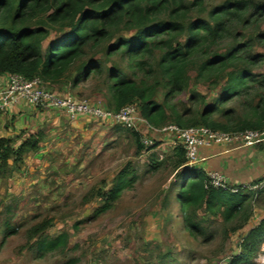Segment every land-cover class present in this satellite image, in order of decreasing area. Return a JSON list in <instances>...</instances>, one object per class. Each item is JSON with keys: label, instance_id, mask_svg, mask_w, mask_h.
I'll return each mask as SVG.
<instances>
[{"label": "trees", "instance_id": "1", "mask_svg": "<svg viewBox=\"0 0 264 264\" xmlns=\"http://www.w3.org/2000/svg\"><path fill=\"white\" fill-rule=\"evenodd\" d=\"M263 26L264 0H0V76L18 73L51 87L68 82L71 89L96 78L108 95L102 107L116 112L135 104L156 129L173 123L219 132L263 130ZM191 80L217 88L211 104L204 106L198 89L189 91ZM187 91L184 103L179 97ZM127 130L143 148L140 134ZM42 138V132L33 133L15 147L11 137H1L0 177L19 168L27 153L38 152ZM172 161L176 167L185 163L180 146ZM206 179L202 167H184L178 174L176 201L193 238L207 239L199 210L235 222L233 230L252 210L254 191L206 187ZM135 181L127 163L107 191H97L103 204L95 214L108 211ZM4 224L10 232L9 222ZM50 224L45 219L28 232L41 257L68 245L67 232L46 233ZM263 239L264 219L249 230L229 264H249Z\"/></svg>", "mask_w": 264, "mask_h": 264}, {"label": "rangeland", "instance_id": "2", "mask_svg": "<svg viewBox=\"0 0 264 264\" xmlns=\"http://www.w3.org/2000/svg\"><path fill=\"white\" fill-rule=\"evenodd\" d=\"M97 83L96 78H91L76 89H71L68 82L55 88L46 87L105 104L108 95ZM192 89L205 96L204 106L216 98L217 88L209 89L191 80L189 91ZM189 91L179 97L182 102L187 103ZM160 98L159 95L157 100ZM231 106L237 108V104ZM3 117L2 128L11 133L9 137L16 147L29 132L19 127L18 120ZM138 117L134 131L141 138H151L154 142L151 148L138 149L129 130L93 116L78 117L74 126L50 124L41 129V152L27 153L19 168H12L5 177H0V264H229L240 253L242 239L264 219V187L251 190L255 194L252 210L243 226L233 230L235 222L226 224L219 215L210 216L202 209L197 214L207 239L193 238L185 229L176 201L178 174L184 164L179 167L173 164L171 144L149 136L146 130H154L139 114ZM215 146L223 145L200 149ZM217 158L201 157L197 164L207 171L218 172L230 184L253 181L254 170L264 167L260 159L259 164H252L251 171L245 168V176L231 175L227 168L226 172L215 170ZM127 163L136 175L133 187L124 190L108 211L96 215L103 204L97 191H107ZM45 219L51 221L46 230L50 237L67 232L69 240L63 251L41 257L32 248L35 238L28 240V232ZM5 221L9 222L10 232ZM249 264H264V239Z\"/></svg>", "mask_w": 264, "mask_h": 264}, {"label": "built area", "instance_id": "3", "mask_svg": "<svg viewBox=\"0 0 264 264\" xmlns=\"http://www.w3.org/2000/svg\"><path fill=\"white\" fill-rule=\"evenodd\" d=\"M20 101L38 109L63 111L70 120H75L81 116H93L96 119L112 121L124 129L131 130L135 129L136 122L139 121L135 104L124 105L118 111L113 112L102 107L99 103L78 99L68 91L62 94L52 91L39 78L28 79L18 73H8L6 83L0 84V112L7 111L12 105ZM156 130L167 138L173 149L180 146L184 150V167L186 168L202 167L197 164L201 158L200 148L202 147L226 146L235 143L250 147L264 139V129L219 132L211 131L203 126L182 128L173 123H168ZM140 140L145 148H151L154 145L149 137H143ZM206 174V187L212 186L229 191H236L241 188L255 190L258 187H264V177L252 183L230 184L218 172L206 171Z\"/></svg>", "mask_w": 264, "mask_h": 264}, {"label": "crops", "instance_id": "4", "mask_svg": "<svg viewBox=\"0 0 264 264\" xmlns=\"http://www.w3.org/2000/svg\"><path fill=\"white\" fill-rule=\"evenodd\" d=\"M6 83V75L0 76V84L4 85ZM60 85V84H58ZM57 85H54L55 88ZM55 90V89H54ZM3 115L9 116L10 120H18L19 127L21 126L24 128V132H29L28 135L33 134L34 132H42L41 129L46 128L50 124L52 127H60L62 124L70 123L72 126H74L79 118H85L86 116L79 117L75 120L68 119L67 115L60 110H52L49 109H38L33 107L32 105L20 101L14 105H12L7 111L2 112L0 114V138L1 137H9L11 136V133L9 131H6L3 127ZM151 130H146L147 133L150 135H154L157 138L164 140L168 142L167 138H165L164 135L161 133H156L155 128L150 127ZM156 131V132H155ZM40 150H42V146L40 145ZM39 150V151H40ZM206 151L208 153L206 154ZM41 152V151H40ZM30 153V152H29ZM204 153V154H203ZM202 154V155H201ZM200 155L201 157H207L210 156V158L217 157V161L214 162V164L217 166L215 167V170H221L226 172L224 169H228V173H243L242 175L245 176L247 174L245 171V168H250L249 171H251V166L253 163H260V159H263L264 163V139L260 140L258 143L254 144L253 146L246 147L244 145L235 143L231 145L226 146H215L213 149H206L204 151H201L200 149ZM207 155V156H206ZM262 163V162H261ZM211 166L208 168L210 169ZM203 169H205L204 166H202ZM254 168V167H252ZM206 170V169H205ZM254 170V169H253ZM207 171V170H206ZM254 177V180L260 179L261 177H264V167H259L254 170V173L252 174ZM241 177V178H244ZM232 179V178H231ZM240 179V177L238 178ZM229 180V179H228ZM248 182H253L249 181ZM241 184V183H239Z\"/></svg>", "mask_w": 264, "mask_h": 264}]
</instances>
